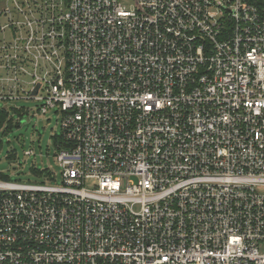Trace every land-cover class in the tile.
Masks as SVG:
<instances>
[{"label": "built area", "instance_id": "2783aa9c", "mask_svg": "<svg viewBox=\"0 0 264 264\" xmlns=\"http://www.w3.org/2000/svg\"><path fill=\"white\" fill-rule=\"evenodd\" d=\"M19 99L61 184L0 180V264H264V0H0Z\"/></svg>", "mask_w": 264, "mask_h": 264}, {"label": "rangeland", "instance_id": "374dc122", "mask_svg": "<svg viewBox=\"0 0 264 264\" xmlns=\"http://www.w3.org/2000/svg\"><path fill=\"white\" fill-rule=\"evenodd\" d=\"M40 105L31 99L0 102V110L9 113L7 121L0 125V180L61 184L56 155L57 141L62 138V116L55 110L43 114ZM30 150L33 153L26 154Z\"/></svg>", "mask_w": 264, "mask_h": 264}, {"label": "trees", "instance_id": "16d2710c", "mask_svg": "<svg viewBox=\"0 0 264 264\" xmlns=\"http://www.w3.org/2000/svg\"><path fill=\"white\" fill-rule=\"evenodd\" d=\"M8 111L3 109V110H0V125L4 124L5 121H7L8 119ZM60 143H62V138L59 139V141H57Z\"/></svg>", "mask_w": 264, "mask_h": 264}, {"label": "water", "instance_id": "95a60500", "mask_svg": "<svg viewBox=\"0 0 264 264\" xmlns=\"http://www.w3.org/2000/svg\"><path fill=\"white\" fill-rule=\"evenodd\" d=\"M38 88H39V86H37V88H36V90L34 91V93H33V94H36V93H37V91H38Z\"/></svg>", "mask_w": 264, "mask_h": 264}]
</instances>
